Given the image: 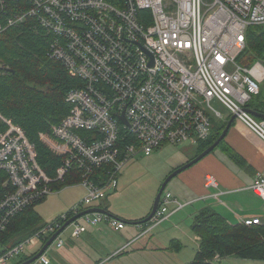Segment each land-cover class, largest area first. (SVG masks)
Returning <instances> with one entry per match:
<instances>
[{"label": "built area", "instance_id": "obj_1", "mask_svg": "<svg viewBox=\"0 0 264 264\" xmlns=\"http://www.w3.org/2000/svg\"><path fill=\"white\" fill-rule=\"evenodd\" d=\"M29 24L49 37L47 57L81 86L66 94L72 112L51 126L56 142L45 139L66 155L55 178L38 164L25 132L0 113L7 124L0 134V234L15 217L59 191L54 185L73 167L81 171L77 184L86 194L67 213L6 249L0 264H13L70 218L97 208L116 191L119 173L135 158L150 157L164 145L209 140L214 124L226 117L222 110L264 142V120L247 111L260 93L264 65L239 63L249 28L264 25V0H0V36ZM9 68L0 56V74ZM124 132L135 143L121 146ZM101 168H107L106 180L96 174ZM204 185L215 189L218 183L207 175ZM248 190L264 203V168ZM184 207L164 191L148 228ZM104 223L115 232L126 226L109 214L90 213L71 224V236L77 239L87 226ZM241 224L263 226L260 217ZM62 234L49 248L64 247ZM45 254L32 264H49Z\"/></svg>", "mask_w": 264, "mask_h": 264}, {"label": "trees", "instance_id": "obj_2", "mask_svg": "<svg viewBox=\"0 0 264 264\" xmlns=\"http://www.w3.org/2000/svg\"><path fill=\"white\" fill-rule=\"evenodd\" d=\"M38 30L29 24L22 28H12L0 36V56L10 65L6 74H0V113L8 122L25 132L38 164L49 177L55 178L66 155L52 148L45 139L56 142L51 126L60 123L62 118L72 112L73 107L66 102V94L72 88L81 86V81L71 77L60 62L47 57L49 37ZM246 41L247 48L239 57V63L252 65L260 61L264 64V25L249 28ZM259 94L248 107L264 114V95ZM226 125L221 122L214 124L211 138L201 142L195 157L221 136ZM5 128L7 124L0 120V134ZM119 143L121 146L133 144L135 138L124 132ZM217 150L233 162L245 165L242 157L226 143V139L214 152ZM106 170L97 169L96 174L106 180ZM80 180L81 171L73 167L66 174L64 182L56 183L54 189L74 186ZM34 206L15 217L7 231L0 234L2 243L7 245L1 248L0 255L48 224L43 222ZM192 229L200 237V242L195 258L189 264H213L217 258L231 256L264 260V226L248 228L242 224L231 225L214 210L206 208L197 214ZM24 261L21 259L17 264Z\"/></svg>", "mask_w": 264, "mask_h": 264}, {"label": "crops", "instance_id": "obj_3", "mask_svg": "<svg viewBox=\"0 0 264 264\" xmlns=\"http://www.w3.org/2000/svg\"><path fill=\"white\" fill-rule=\"evenodd\" d=\"M263 82L261 89H264ZM223 112L226 113L225 110ZM225 116L228 122L231 117L228 118L227 113ZM226 143L242 157L245 165L233 162L223 152L217 150L179 174L171 182L174 183L177 180L171 191L185 207L170 216L163 224L148 228V223L141 225L134 223L146 218L151 210L141 217L125 221L109 211L108 205L105 204L109 199L107 197L95 206L103 208L110 216L126 223L125 228L117 233L113 232L107 223L91 225L87 226L86 231L77 239L72 238L71 229L66 230L61 236L64 247L58 249L53 246L45 254L50 261L49 264H189L180 258V254L187 249V240L198 245L195 248L196 255L200 237L194 233L192 226L197 214L206 208L214 210L231 225H240L241 220L246 218L260 217L264 226V203L248 190L255 175L264 168V142L242 122L235 119L226 137ZM188 152L189 150L185 151V149L179 150L174 158L168 159L169 174L195 158L194 153L189 156ZM207 175L216 178L217 188L205 187L204 179ZM75 186L84 189L83 186L75 184L61 190ZM171 208L173 210L175 206ZM187 222H191V226ZM166 223H170L173 228L171 233L174 235H171V238L160 239L159 236L157 238L155 231ZM164 234L166 233L160 235ZM163 241L164 245L158 246ZM42 245L38 244L36 248L40 246L39 250L34 251L36 249L34 248L32 253L26 254L23 259L33 257L40 251ZM219 264H264V260H248L231 256L219 259Z\"/></svg>", "mask_w": 264, "mask_h": 264}, {"label": "rangeland", "instance_id": "obj_4", "mask_svg": "<svg viewBox=\"0 0 264 264\" xmlns=\"http://www.w3.org/2000/svg\"><path fill=\"white\" fill-rule=\"evenodd\" d=\"M5 64L7 66H10L7 62H5ZM1 74L4 75L6 73ZM260 93L264 95L263 88L261 89ZM259 95L256 97H259ZM216 105L218 106V104ZM225 120L226 119L222 120L221 123H227V121ZM197 145H179V147L173 145H164L158 151L153 153L150 157L139 156L127 163L119 173L118 187L116 191L114 193L109 194V199L107 202H105V204L109 207V211L112 212L114 215L120 216V218L125 219V221H130V219H136L138 217L143 216L147 211H150L153 207V203L161 185L169 175V173L167 172L169 165L168 159L174 158L176 152L183 149H185V151L189 150V156L193 153L194 155H196L199 150L200 144L198 146ZM171 182L169 183L165 191H171V188L175 186V182ZM85 193L86 192L82 187H69L67 189L61 190V192L58 191L53 195H49V197H47L44 201L36 204L34 206V209L41 216L43 222H53V220L55 221L60 216L71 210L76 204L80 203L83 200ZM187 223L191 226V222ZM160 228L155 231L157 238L158 236L160 237V239L163 237L171 238V235H174L171 233L173 231H171L172 226L170 225V223H166ZM70 229L71 228H68L67 230ZM161 232L166 234L160 235L162 234ZM0 242L1 250V248H4L7 245L6 243L3 244L1 239ZM186 243L187 249H184V253L180 254V258L183 259L185 263H190L194 259L196 251L195 248H197L198 245L192 244L187 240ZM161 245H164V241L163 243L158 244V246ZM39 248L40 246L34 249V251L39 250ZM30 253H32V251L26 252V254ZM24 257L25 256L21 257L13 264L18 263ZM213 264H219V261L215 260Z\"/></svg>", "mask_w": 264, "mask_h": 264}, {"label": "water", "instance_id": "obj_5", "mask_svg": "<svg viewBox=\"0 0 264 264\" xmlns=\"http://www.w3.org/2000/svg\"><path fill=\"white\" fill-rule=\"evenodd\" d=\"M250 114H252L253 116H255L256 118L259 119H263L264 120V114L262 113H258L255 112L253 110L248 109L247 110ZM236 117L235 116H231V118L229 119V121L227 122V125L223 131V133L221 134V136L211 145L209 146L207 149H205L202 153H200L198 156H196L193 160H191L190 162H188L187 164H185L184 166L174 170L171 174L168 175V177L166 178V180L163 182V184L161 185L158 194L155 198V201L153 203V207L151 209L150 214L147 216V218H145L144 220L136 223V224H147L155 215V213L157 212L158 208H159V204H160V200L162 197L163 192L166 190L167 186L169 185V183L176 178L179 174H181L182 172L186 171L187 169L193 167L194 165H196L197 163H199L201 160H203L206 156H208L209 154H211L212 152H214V150L220 145V143L226 139L228 132L231 128L232 123L235 121ZM120 120L122 121V123H124L125 125L128 126V123L126 121L125 116H121ZM106 213L108 214L107 211H105L103 208H90L87 209L86 211L70 218L65 224L64 226L58 230L53 236H51L47 242L42 246V248L40 249L39 252H37V254H35L33 257L25 260L24 262H22L21 264H32L35 261H37L42 255H44L46 253V251L48 250V248L54 243V241L56 240V238L63 233L64 230H66L67 228H69L71 226V224L76 221L77 219L81 218L82 216L86 215V214H90V213Z\"/></svg>", "mask_w": 264, "mask_h": 264}, {"label": "bare ground", "instance_id": "obj_6", "mask_svg": "<svg viewBox=\"0 0 264 264\" xmlns=\"http://www.w3.org/2000/svg\"><path fill=\"white\" fill-rule=\"evenodd\" d=\"M1 36H2V35H1ZM263 65H264V64H263ZM222 111H223V110H222ZM224 114H226V113H224ZM225 119H226V118H225ZM258 119H259V118H258ZM225 121H226V120H225ZM200 144H201V143H200ZM198 145H199V144H198ZM198 145H197V146H198ZM192 146H193V145H192ZM110 194H111V193H110ZM53 221H54V220H53ZM49 223H51V222H49Z\"/></svg>", "mask_w": 264, "mask_h": 264}]
</instances>
